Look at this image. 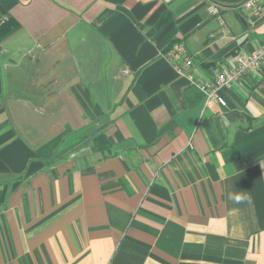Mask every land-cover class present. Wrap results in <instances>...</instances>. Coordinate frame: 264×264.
<instances>
[{"label": "crops", "instance_id": "1", "mask_svg": "<svg viewBox=\"0 0 264 264\" xmlns=\"http://www.w3.org/2000/svg\"><path fill=\"white\" fill-rule=\"evenodd\" d=\"M245 1L0 0V264H264V61L201 88Z\"/></svg>", "mask_w": 264, "mask_h": 264}, {"label": "built area", "instance_id": "2", "mask_svg": "<svg viewBox=\"0 0 264 264\" xmlns=\"http://www.w3.org/2000/svg\"><path fill=\"white\" fill-rule=\"evenodd\" d=\"M243 6L251 9L256 15L263 11L260 0H246ZM221 5L211 2L208 10L212 14H219ZM169 59L176 63V68L181 75L191 77L194 66L192 57L187 53L182 44H175L169 51ZM264 61V46L250 53H239L233 58L231 67L223 69L212 82H203L202 90L206 94L207 100H217L225 104V100L219 95L220 89L227 85L237 83L251 71L258 70Z\"/></svg>", "mask_w": 264, "mask_h": 264}, {"label": "clouds", "instance_id": "3", "mask_svg": "<svg viewBox=\"0 0 264 264\" xmlns=\"http://www.w3.org/2000/svg\"><path fill=\"white\" fill-rule=\"evenodd\" d=\"M229 199L236 201L237 203H239L241 200L244 199V197L241 194H235L232 192H229Z\"/></svg>", "mask_w": 264, "mask_h": 264}, {"label": "water", "instance_id": "4", "mask_svg": "<svg viewBox=\"0 0 264 264\" xmlns=\"http://www.w3.org/2000/svg\"><path fill=\"white\" fill-rule=\"evenodd\" d=\"M240 50H241V47H236L235 49H233L231 51L230 55L237 56L239 54Z\"/></svg>", "mask_w": 264, "mask_h": 264}]
</instances>
